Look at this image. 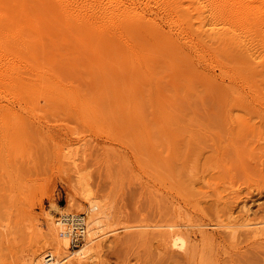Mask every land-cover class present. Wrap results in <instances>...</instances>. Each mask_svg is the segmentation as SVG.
Returning <instances> with one entry per match:
<instances>
[{
    "label": "rangeland",
    "instance_id": "374dc122",
    "mask_svg": "<svg viewBox=\"0 0 264 264\" xmlns=\"http://www.w3.org/2000/svg\"><path fill=\"white\" fill-rule=\"evenodd\" d=\"M256 4L264 7V0L257 1ZM83 43H87L86 40L81 43L77 41L72 46L70 45L71 42H69V47L66 45L67 47L64 49L62 46L63 50L59 48L60 53L56 54L57 58H60L61 55L65 58V61L62 60V62L66 63L69 60L71 66L76 67L73 68L75 69L74 72L77 73L79 71V74H77L79 81H76V77H72L74 76L72 74L76 75L73 71H69L70 73L72 72L70 75L65 74L69 78L62 74L66 77V79H63L64 82L73 83L71 85L76 82L75 88H77L78 84L81 85L80 82L84 83L80 72L91 73L89 70L94 66L92 64L91 67L90 61L88 62L87 60L91 59L92 61L93 57L86 58V56L84 58L86 63L81 58L82 53H84L82 50H89L88 47H90L88 46L89 44L82 46ZM110 44L109 48L104 47L110 51L109 53L106 52L107 57H104L105 54H100V57L104 55V58H100L102 62L99 63L98 59L96 61L97 57L96 55L94 56V52L92 53L95 57L93 59L95 60L94 62H98V65H101L97 66V68L104 72H113L117 68L114 65L121 59V62L124 61V68H126L127 62V67L129 66L127 71L124 69L126 74L123 75H131L133 73L136 76L135 78L132 77V79H136L138 76L140 80L142 77L137 75V73H140L139 71L137 72L138 68L135 66L136 71H133L134 66L129 65L130 60L127 57V60L123 59L126 54L123 53L124 55L121 54L123 56H119L120 54L116 53L117 51L122 53L119 46L114 44L113 41ZM112 47L114 48L111 49ZM148 47L151 48L152 46ZM78 48L82 50L76 53L74 49L78 50ZM152 48L149 50L151 57L147 56V60L157 56L154 54L152 56ZM105 49L104 51H107ZM114 49L115 56H111ZM157 49L155 53H157ZM47 50L50 53V50ZM42 51L40 53L41 58L49 57L50 54L42 55ZM71 51L74 52L68 58V52ZM160 53H162V50L158 51L157 54L160 55ZM163 53L166 55L167 52L164 51ZM90 54L87 52L88 56ZM260 54L257 61L264 60V54ZM165 55H162V57L161 55L157 56V59L152 60V63L150 59V61L148 60L149 62L147 61L153 66L151 68L147 64L149 65L148 71H151L150 68L154 69L151 71L152 81L154 84L157 83L151 85L149 80H147L148 83L142 80L143 82L141 81V84H138L143 85L142 83H144V86L139 85V88L136 86V89L134 87L136 91L139 90V92L137 91L139 94L137 95V92L135 93V90H132L136 95L133 101L132 94L127 92L129 91L128 87L123 95H116L113 98L114 93L120 94L121 91L123 92V90L119 92V89H123L124 84H131L132 82L128 80L127 83H124L125 78L123 79L121 76V71H119V74L121 73L120 76H117V71L123 69L119 63L120 67L118 66V70L114 71L113 75L105 73L104 79L101 78V74H104V72L99 74L101 77L95 74L100 71H97L96 67L94 70L96 72L92 73L93 76L90 75L92 77L96 75V79L104 80L103 86L106 87L107 85L106 88L108 89L104 88L103 90V86L98 82V85H100L98 91L97 83L91 82L92 78L88 82L87 80L89 79L86 78V80L83 77L86 83H90V87L85 85L86 89L83 90L86 91L84 93L80 90V86H78L77 90H80L83 96L87 92V96L90 98V96H94L92 92L90 93L93 83L96 84V88H94L95 85L93 87L95 89L93 93L96 90L99 93H95L97 96L95 101L94 99L89 101L90 107L84 104L87 109L83 107L82 109L78 108V110L76 107L68 106L60 100L53 98L50 100L49 94L42 91L35 92V90H32L30 96L19 93L20 100H17L19 98L17 94L0 93V104L2 105L0 108V264H23V258L30 249L43 243L46 237L48 238V236H44L49 231L46 224V214L53 202L60 207L67 206L68 212L78 211V209L74 210L71 209L73 207H69L70 200L75 197L79 202H82L79 196L80 186L76 181L78 171L88 182L91 191L98 194L102 200L110 202L117 219L115 225L117 224V228L118 224L121 225L112 244L109 247L105 246L101 261L98 264H264V241L255 242L249 239L247 232L242 233L234 243H230V239L221 240L223 237L208 243L207 240L209 239H206L201 232L197 231L198 228L185 227V229L194 230V241H196H193V244H196L194 252L188 255L189 257L187 256V258L171 255L173 252L170 253L171 251L169 250L170 252H168L167 249V254L164 252L159 253L158 250L161 249L156 246L158 245L157 242H159L157 239H160L159 236H156L158 234L152 232L155 234L153 237L152 233L145 234L149 221L150 223L148 224H153V222L156 223L157 220H162L165 216L167 218L170 217L168 219L176 218V220L178 219L177 221L183 218L187 222L193 221L192 223L215 222L219 214L218 220H220V216L221 220L222 218L227 219L231 212L235 213L237 218L241 217L239 205L242 200L250 201L249 203H251L254 212L253 215L264 216V86L262 87L261 83H254V79H252L255 77L254 75L249 77L247 81L236 79L237 88L235 87L233 92H238L237 94H239L240 98H243V100L240 99L241 103L244 102L242 103L243 107L240 106V102L237 103V100H239H236V98H239L237 94L238 97L235 98V95L231 92L232 99H228L229 96L221 95L225 101H233H231L232 107H230L233 110L230 113L235 115L232 117L227 111L230 108L227 107L226 110L220 99L217 100V97H211L208 88L204 86L205 84L200 85L203 84V79L197 76L196 72L195 76L189 78L191 81L196 78V82L192 83V85L195 84L193 88L189 89L188 87L186 89V85L190 81L185 86H181L182 81H179V74H181L179 67L181 64L176 63L180 65L178 67V65L174 64L175 61L177 62L176 57L173 58V55L167 54L166 56H169L167 59ZM113 57L120 59L113 60ZM159 57L164 60L161 61V64L158 60ZM170 57L175 60L171 61ZM115 61L117 62L115 63ZM154 61L157 65H155ZM55 62L51 63V67L53 64L57 66ZM121 62L120 64H122ZM102 63H104V67H102ZM58 64L62 66L63 63L58 59ZM95 64L97 65V63ZM159 64L161 66L168 64L165 67H174L176 71L172 70V73H170L171 69L167 68V71L164 69L165 67H162V71H158L160 75L154 77L153 72H157V68L161 69ZM169 64L172 65L169 66ZM48 65L50 66V64ZM68 66L67 68L65 67L66 71L73 70L72 68L69 69ZM106 68L108 71H106ZM215 69L216 73L212 70L214 73L209 72L214 83L220 84L222 78L219 69L217 67ZM54 70L56 71L57 68ZM65 70L63 69L60 72H65ZM163 70L167 72H163ZM177 72H179L178 77L174 78L173 75ZM86 74H83V76L89 77ZM161 74H165L164 80ZM62 75L60 77L64 78ZM107 76L113 79L116 78V80L118 79L117 81L120 80V83ZM198 77L200 78L199 80L197 79ZM256 77L262 79L263 76L258 75ZM168 78L172 79H169V81ZM219 78L220 80H218ZM32 80L34 79L32 78ZM167 80L169 85L167 84L165 89L162 86L164 83L166 85ZM228 80H224L226 83L223 80L221 81L225 85H230L231 83ZM176 81L180 82V84H177ZM133 82L134 85L137 83ZM246 82H249L250 85L244 87L246 88L244 89L240 85L244 86L243 83ZM170 83H172L171 86ZM112 84L115 85V88H111V86L114 87ZM118 84L121 85L118 86ZM145 84L150 86L147 85L148 88H146ZM175 84L179 86L178 92L173 90V85ZM153 88H157L158 97L153 96ZM148 89L152 91H150L151 97H155V99L151 98L153 101L149 99ZM169 89H172V91ZM173 92L175 93L173 94ZM257 96L261 103L255 100L258 98ZM44 97H48L49 100L44 99ZM160 98L163 99V102ZM234 98L236 101L233 100ZM244 99L246 100L244 101ZM248 100L254 101L255 108L250 109L248 105L246 106V101ZM84 102L89 104L87 100ZM234 102H236V106L233 105L235 104ZM6 104L9 107H3ZM92 104L96 109L94 110L95 112ZM175 105L177 108H175ZM158 107H163L162 110L166 109L165 114L169 113V115L162 117L165 110L162 111ZM12 108L15 109L13 110ZM222 108L225 115L228 114V116L226 115L227 120ZM83 109L86 111L82 112ZM87 110L91 113L93 111L95 115L92 113L90 114L92 117H90L86 114ZM251 110L259 111L258 114L260 115L258 116L255 113L251 115ZM77 112L81 113V115L86 114L84 115L85 119ZM250 115L253 117L245 125H238V122L234 119L236 116L245 118L244 116ZM154 116L158 117L157 121L154 120L156 118ZM176 116H179V118L176 119ZM173 117L175 121H172ZM162 119H165L166 122ZM158 121L163 124L157 123ZM167 122L169 124L172 123V125ZM251 125L252 127L255 126V128L250 129ZM161 126H163L164 130ZM169 126L172 127L169 128ZM170 129H173L172 135ZM165 134L169 135V138ZM3 146L6 147L5 152L1 151ZM189 184L191 187L188 186ZM193 187L196 189L195 191ZM186 189H193L194 192L192 190L191 192H186ZM199 190L203 193L205 192L204 195L206 194L207 196L204 197L205 199L208 198V200H204L203 193L201 194ZM196 191L200 193L198 196L202 195L201 198L196 195ZM189 194H192V197H189ZM193 195L197 196V198L194 197V199L196 198L195 200H189L193 198ZM209 195L211 198H209ZM213 200L222 201V203H219L221 204L220 207L218 206L219 210L216 208L219 204L210 205ZM176 201H178V204ZM217 201L214 202L217 203ZM195 202L198 205L199 202H203V204L208 202L204 205L201 203L207 209L204 207L200 208V210V205L195 208ZM209 205L213 207L210 208ZM179 207L181 212L176 209ZM83 210L85 211V209ZM185 220H182V222H185ZM194 220L198 221L194 222ZM37 224L40 225L41 229L36 227ZM127 226L129 227L125 228ZM141 230H145V232H141ZM3 231L8 235L3 236ZM149 234L152 235L147 236ZM201 237L204 241L203 239L201 240ZM224 238L228 239L229 235L224 236ZM71 242L72 249L79 247L73 240Z\"/></svg>",
    "mask_w": 264,
    "mask_h": 264
},
{
    "label": "bare ground",
    "instance_id": "6f19581e",
    "mask_svg": "<svg viewBox=\"0 0 264 264\" xmlns=\"http://www.w3.org/2000/svg\"><path fill=\"white\" fill-rule=\"evenodd\" d=\"M257 1H263V0H0V93L7 92L10 93L11 95L17 94L19 97L17 98V100L18 99L20 100L19 93H24L26 96H30L32 90H35V92L42 91L49 94L50 100L51 98L56 99L58 101L60 100L65 104H67L68 106L76 107V109L78 108L82 109L83 107L86 108L84 104L89 105L90 107L91 104L89 103V101L93 99L94 101L96 100L95 98L97 97L96 94L99 91L100 88L99 86L104 85V80L102 81V79L98 78L100 76L99 74L104 72L101 69L97 68V66L100 65V64L98 65V62L99 63L102 62V59L100 58L104 56L102 55L100 57V54H105L104 57H107L106 52L109 53L110 51H108V49L105 48L106 47L109 48V46L111 45L110 42L113 41V43L119 46V49L122 51V53L120 51L119 53L118 51L116 53L120 54L119 56H123L124 55L123 53H125L126 56L124 55L123 59L127 60L126 59L127 57L130 60L129 65H132L134 67L136 66L138 68L137 72L139 71L140 73L137 72L135 73H137V75H141L142 77L139 80L138 79L139 77L137 76L136 79L138 80L136 81V79H132V77L135 78L136 74L134 75L132 73L134 76L132 74L131 75L128 74L124 76L123 74H126L124 72V69H126L125 71H127L128 70L127 68L129 67V66L127 67L128 62L126 61L127 62L126 68H124L123 67L125 66V64L123 65L124 61L121 62V59L119 58L120 61L118 63L121 66V68L123 67V69L121 70L119 68L120 70H118L119 65L117 63L116 65H114V67L117 66V68L115 67L116 69L113 70L114 71L118 70L117 71L118 74L116 72L117 76L118 75L120 76V74L122 73L121 76L123 77V79L125 78L124 83H127L128 80H131L132 82L130 81L131 84L130 83L124 84V88L119 89V92L121 90H123V92L121 91L120 94L114 93L113 98H115L116 95L118 96L123 95V93L126 92V89L128 87L129 91L127 92H130L129 94H132V101H133L136 98L135 93L137 91L139 92V90L137 91L135 90L136 86H138L139 88V85L141 84L142 80H144V82L145 81L147 82V80H149V83H151V85H155L157 82L154 84V82L152 81V72H151L154 69H151L153 66H151L150 63L148 62L151 60L150 62L152 63L153 62L152 60H156L157 56L161 55L162 57V55H165L163 52L166 51L167 52L166 55L171 54L173 55V58L174 57L177 58V62L175 61L174 64L176 63L181 64V66L176 64L178 65V67L180 66L179 71L181 72V74H179L180 76L179 81H182L181 86H185L188 83V81H190L186 85L187 86L186 89H188V87L189 89L193 88L195 84L192 85V83H194L196 78L192 80L193 82L189 78L195 76V72H196L197 76L202 77L203 79L202 80L203 84L200 85L205 84L204 86L208 88L211 97L212 98L217 97L218 98L217 100L220 99L222 101L221 103L225 105L224 107L227 110V107L228 108L232 107L231 104L233 101L231 100L232 102L231 101L227 102L224 100L222 96H226V97L229 96L228 99L229 98L232 99L231 92H233L234 91L233 89H235L236 87V83H237L236 79L239 78L241 81H247L249 77L254 75L255 77L252 78L254 79V83L255 84L261 83V86L262 87L264 86V60L257 61V58L261 55L260 53L264 54V7L257 5L256 4ZM83 40H86L87 43H83L82 46L85 44L87 45L89 44L88 46L90 47H88L89 50L85 49V51L81 49L82 52H84V53L81 52L83 54L81 58L84 59L86 56H87L86 58L93 57L92 61L91 59H87V60L88 62L90 61L89 64H91V67L92 64H94L93 66L94 68L92 67L93 68L92 71H91L92 68L90 70L88 69L89 72H91L88 74L80 72L81 73L80 76H82L81 79H83L84 83L80 82L81 85L78 84V86L81 87L79 88L84 93L86 91L83 90L86 89L84 86L87 85L86 87L88 86L90 87L89 85L90 83H88L90 82V78L93 79L91 80V82L97 83V85L101 83L97 87L98 91L96 90L95 92L96 94L93 93V90H95L94 88H96V84L92 83L91 87L92 86L94 87L95 85V87L94 88L92 87L91 88L92 90L90 91V93L92 92V94L94 95V96H90V98L92 99H90L89 96H87V92H86L85 94L86 98L84 99H86L89 104H87V102H84L86 101L83 99V97L85 96H83V93L80 90L79 91L77 90L78 86L77 88H75L74 85H77L75 84L76 82L73 81L74 85H71L73 83L68 84V82L63 81V79H66V77H68V75L65 74H69V75L72 74V72L70 73L69 71H73V73H76L74 72L75 69H73L76 67L71 66V62L69 60L66 61V63L62 62V60L65 61V58L62 57V55L60 56V58H57V55L60 53L59 48L63 50V48L65 49V47L67 46L69 47L68 45L69 42H71L70 45L72 46L75 42L79 41L81 43ZM45 42H49V43H45ZM216 44L217 46H215ZM147 45L150 47L152 46L154 48L157 47L158 49L157 48L156 49L159 52L162 50V53H160V55L157 54L158 51L157 53H155L156 49L155 51L152 52L154 48L151 47L152 56L154 55L157 56L156 58L154 57L155 59L149 58L150 60L148 59L149 60L148 61L147 58L151 57L149 51L151 48H149ZM91 47L92 49L94 48V50L90 49ZM103 48L107 51H104ZM113 48L114 47H112L111 49ZM47 49L50 50V53L48 52ZM41 50H43L42 55L50 54L49 57L41 58L40 57ZM81 50H79V48L78 50L74 49L76 53L80 52ZM74 51L68 52V58L69 55L72 54V52ZM86 51L89 54L91 53L90 54L91 57H89L90 55L89 56L87 55ZM114 51L115 49L113 50V54L111 56H115ZM93 52H94V56L96 55L97 57L95 60L97 61L98 59L99 60L98 62H94L95 60L93 59L95 57L92 54ZM96 53L99 54V57L98 54ZM166 55H165L166 58L169 57ZM159 58L158 60L160 61L161 64V61L164 60H162V58L160 59ZM42 59L46 61H43ZM58 59L61 60V63H63L62 66L61 65L59 66ZM112 59L115 60L116 58L113 57ZM170 59L171 61L175 60V59L172 60L171 57ZM28 60L29 62H27ZM84 60L86 63V59ZM54 62L55 64H57V66L55 65L56 66L55 67L53 64V66L51 67V63ZM116 62L117 61H115V63ZM120 62L122 64H120ZM95 63H97V65ZM48 64H50V66ZM66 64L67 66L69 65L68 66L69 69L72 68L73 70L66 71L67 70ZM147 64L151 66L150 68L151 71H148L149 65ZM160 64L159 66L161 67V69L157 68V72L155 71L153 72L154 77L160 75L158 71L161 72L162 67L164 68L165 66H168V64H166L165 66L163 64H162L163 66H161ZM172 64H169V66ZM102 65H103L102 67H104V63H102ZM155 65H157V63ZM63 66L64 68H62ZM159 66H155V67H159ZM95 67L98 69L97 71L99 70L100 71L95 73L96 72V71L94 72V70L96 69ZM134 67H133L134 69L133 71H136L135 70L136 67L135 68ZM216 67L219 69L222 78L221 80L224 81L225 79H229L228 81H230L231 83V84L229 83L230 85L228 84L225 85L224 83H222L220 78L218 79L220 80V84L214 83L211 73L215 72ZM56 68L57 70L55 71L54 69ZM167 68L171 69L170 73H172V70L176 71L174 67L173 68L165 67L164 69L167 70ZM58 69H59V74L61 75L64 74L66 77L62 75V77L64 78H61L60 77L61 75L58 74ZM60 69L61 70L66 69V70L65 72L63 71L64 72L63 73L60 72L61 71ZM166 70H163V72ZM211 70L214 72H212ZM106 71H108L107 68ZM119 71H121L120 74ZM209 71H211V73ZM78 72L76 73V75L72 74L74 76L71 75L73 78L76 77L75 78L76 81L80 80L78 78L79 76L77 75L79 74ZM113 72L112 71L104 72V74H101L102 77L101 76L100 77L103 78L104 76L105 78V73L107 75L108 73H111V75H113L112 74ZM92 73L98 74L99 75V76L97 75L98 79H96L95 77L96 75L92 77L93 76ZM178 73L179 72L175 74L173 73L174 74L173 77L174 78L178 77ZM83 74L84 75L86 74L89 77L83 76ZM161 75L164 76V77L162 76V79L166 77L165 74H161ZM258 75L263 76L262 79L256 77ZM168 76L170 77V74ZM83 77H85V79L86 78L89 79V80L86 79L88 81L87 83ZM199 77L197 78L198 80L200 79ZM213 77L215 78V76ZM32 78L34 80H32ZM111 79L114 81L118 80V79L116 80V78L114 79L111 78ZM169 79L171 80L172 78H168V80ZM168 80L166 85L165 83L163 84L162 86L163 88H165L167 84L169 85ZM133 81L137 83H135L134 85ZM117 82L120 83V80ZM224 82L226 83V81ZM172 83H170V86L172 85ZM176 83L180 84V82L178 83L177 81ZM142 84L143 85L140 86H144V83ZM177 84L173 85L174 87L172 86L175 92L177 91V89L179 90V86ZM119 85L121 84H118V86ZM147 85L146 88H148ZM243 85L244 86L242 85L240 86L244 88L246 86H249L250 83L246 82L243 83ZM106 87L103 86V90ZM111 88H115V85L114 87L111 86ZM133 89L135 90V93L134 91H132ZM169 90L172 91V89ZM150 91L151 90L147 92V94L149 93L148 95L150 96L149 99L152 98L151 97L152 95H150L152 91L151 92ZM157 91H158L157 88H153V92H152L153 96L154 95L155 97L159 96V95L157 96ZM138 92L137 95L139 94ZM175 92H173V94ZM237 93L233 92L235 98L239 96V94ZM155 97L153 98L155 99ZM187 97L189 96L187 95ZM47 98L48 97L46 98L44 97V99L49 100V98L48 99ZM235 98L233 100L236 101L237 99H239L237 100L238 101L237 103H239L241 99L240 96L239 98H236V100ZM152 99L150 101H153ZM161 100L163 102V99ZM183 100L185 99L183 98ZM241 100H243V98ZM245 100L246 99H244V101ZM255 100L259 101V97L256 98ZM253 102L254 101H250V100L246 101V106L248 105L250 109L255 108ZM152 103L150 104L154 106ZM234 103L235 104L233 105L236 106V102ZM242 103L240 102L239 104L240 106L243 107ZM92 106L94 108L93 104ZM1 107L2 105L0 104V108ZM3 107H9V105L6 104L3 105ZM242 107H240V109H242ZM162 108L160 107L159 109L162 110ZM175 108H177L176 105ZM12 109L14 110L15 108ZM84 110L85 109H83L82 112H84ZM94 110L96 109L94 108L93 111ZM164 110H162L164 111V115L162 117H165V115L167 114L169 115V113L165 114L166 109ZM232 110H233L232 108L227 110L229 111L228 114H231L230 112ZM222 112H223V108H222ZM258 112H256V110L254 111L251 110V115L255 113L256 115L259 116L260 114H258ZM77 113L80 114L82 118L86 114L89 116L90 114H92L91 112H88V110L87 113L84 115L83 114L81 115V113L79 112ZM248 113L250 114V112ZM223 114L226 119V115L228 116V114L225 115L224 112ZM93 115H95V113H93ZM234 115L231 114L232 117H234ZM251 115L244 116L245 118L243 117L238 118L239 116L238 117L236 116L234 119L238 122V125H242V124L245 125L246 123L250 122V119L253 117V116L251 117ZM224 116L221 115V117L223 118ZM90 117H92V115ZM177 118H179V116H176V119ZM156 119H158V117L154 118V120ZM165 119L162 120L166 122ZM230 119L233 120V118L231 117ZM235 120L234 122H236ZM161 121L160 123H162ZM172 121H175L174 117ZM157 123H159V121ZM167 123L169 124V122ZM169 125H172V123H170ZM228 125H230V123ZM171 127L169 126V128ZM161 128L164 130L163 126H161ZM252 128H255V126L252 127L251 125L250 129ZM170 133L172 135L173 131ZM165 135L167 137L169 136L167 134ZM5 150L6 147L3 146L1 151L5 152ZM76 181L80 186L79 196L82 199V202H79L75 197L74 199L70 200L69 207H73L71 209L74 210L78 209V211L68 212L69 209H67V206L60 207L55 202H53L51 208L46 214V224L48 226L49 231L46 233L47 235L45 234L44 236L45 237L48 236V238L46 237L43 243L33 246L30 249V251L23 258L24 261L23 264H98L100 263L99 261H101L100 260L101 255L105 246L109 247L112 244L114 237L116 238L117 236L116 232L121 225L118 224V228H117V224L115 225V223H117L116 222L117 219L110 202L107 200H102L98 196V194H95L93 191H91L88 182L85 180L84 177L81 176L80 171L77 172ZM188 186H190V184ZM194 187L193 189L195 191L196 187L195 188ZM193 189L191 190L193 191ZM191 190H187L186 192L188 191L191 192ZM197 191H196L197 196L200 193L201 194L203 193L200 190H199L200 193ZM204 193H203V197L204 196L206 197L207 195L206 194L204 195ZM191 195L192 194H189V197ZM197 196L193 195V198L189 200L194 199V197L197 198ZM201 196L198 197L201 198ZM205 197L204 200L206 199L208 200V198L205 199ZM209 198H211L210 195ZM214 201L217 200H213V202L211 204L209 202V204L210 205L213 204L214 206V204L217 205L219 203H222V201L220 202L217 201V203ZM242 201L239 205L241 209V213H240L241 217L238 218L236 217L235 213L231 212V215L227 219L222 218L221 220V216H220V220H218L219 219L218 216L220 214L219 215L217 214L218 215L216 219L217 221L215 222L203 221L201 223H196L195 221L198 220H194L195 223H192L193 221L187 222L183 218H180L179 221H177L178 219L176 220V218L172 217L171 219H168L170 217L167 218L165 216V218L167 219L163 218L162 220L161 219L159 221L157 220L158 223L157 222L154 223L152 221L153 224L152 223L148 224L150 223L149 221L147 223V229H146L147 232H145V230L144 231L141 230V232H145V234L152 232L158 234L156 236H159L160 239L158 237H157L158 239L156 238L159 241L157 242L158 245L156 246L161 250H158L156 246L155 248L158 250L159 253L160 252L166 253V249H167L168 252L170 251H171L170 253L173 252L171 255L174 254V256H178L181 258L182 257L187 258V256L192 254V252H194V249L196 248V244L195 243H194L195 245L193 244V241L195 239V236L193 235L194 230L187 228L185 229V227L198 228L197 231L201 232L206 239H209L207 240L208 243L210 241L212 242L213 240H218L220 237H223L221 240L230 239L229 242L234 243L237 241V238H239V236L242 233H246V232L249 235V239H252L255 242L264 241V216H255V214L253 215L254 212L252 210L251 203H249L250 201L247 200L246 201L242 200ZM176 202L178 204V201ZM201 203L202 205H204L205 203L208 202H205L204 204L203 202H199L200 207L198 203H196L194 204L195 208L198 207L199 209L204 208L205 206L203 207ZM220 205L221 204L216 206L217 210H219ZM212 207L210 206V208ZM83 209H85V211ZM176 209L178 210V212H181L180 207ZM205 209L207 208L205 207ZM59 213L62 214L59 215ZM182 220L183 221L185 220V222H182ZM137 226L139 227V225ZM36 227L41 229L39 224H37ZM128 227L129 226L125 228ZM154 233H152L153 235L149 234L147 236L152 235L153 237L155 235ZM6 234L7 233L5 231L2 232L3 236H5ZM224 234H226L227 236L229 235V238L228 239L224 238V236H226ZM74 239L77 240L76 242L74 241V243L79 245V247L76 249H72L71 240ZM80 239H82V242ZM202 239L203 238L201 237V240ZM231 239H233L232 240L233 242L231 241Z\"/></svg>",
    "mask_w": 264,
    "mask_h": 264
},
{
    "label": "built area",
    "instance_id": "2783aa9c",
    "mask_svg": "<svg viewBox=\"0 0 264 264\" xmlns=\"http://www.w3.org/2000/svg\"><path fill=\"white\" fill-rule=\"evenodd\" d=\"M80 240H81V239H80ZM74 241L76 242L77 240L74 239L73 242H74Z\"/></svg>",
    "mask_w": 264,
    "mask_h": 264
}]
</instances>
